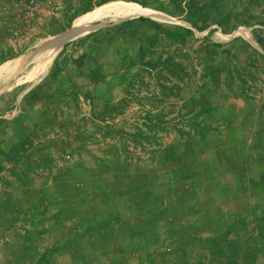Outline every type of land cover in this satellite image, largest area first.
<instances>
[{
  "label": "rangeland",
  "instance_id": "374dc122",
  "mask_svg": "<svg viewBox=\"0 0 264 264\" xmlns=\"http://www.w3.org/2000/svg\"><path fill=\"white\" fill-rule=\"evenodd\" d=\"M137 1H145L148 3V6H144L135 0H111L102 5L95 6L88 12L77 15L73 19L72 24L78 17H82L87 13L98 11L100 8H105L118 2L136 3L143 7L156 10L164 14L163 18H158V20H162V23L169 26H186L187 24H191L184 19L183 13L177 10L173 0ZM80 8L81 4L79 0H0V65L2 63L6 65V63L9 62V65L0 71V114L15 117L17 112L15 110L12 113V109L15 107V103L19 102V105L28 109L27 113L23 114L24 116L20 118L21 120L19 122L24 118L28 125L30 121H41V123L50 126L56 125V123H53L51 117L55 110L54 107H50L49 104L45 102L48 104V108H51V112L45 111V113H41V117H39L38 112L35 113L32 108L35 103V95H30L31 93L29 91L33 88L37 89L42 80L35 82L34 79L38 80L39 77L38 75H33L36 74L32 73L35 68L33 65L35 62L39 61L41 55L46 51L45 47L53 39V32L67 27L70 23V18H72L71 15ZM123 19L129 18H124L116 13H108L104 18L94 20L92 22L94 27L91 28V30L79 34L68 41L78 39L106 24L118 22ZM212 19L213 23L208 30L205 29L200 31L198 28L194 27L195 34L191 36V41L187 39L186 44H178L176 46H173L171 42L167 41L166 44L162 45L159 51H162L165 57L173 55L175 59L182 63H184L183 61L185 60L186 63L184 66L188 69L190 76H200V79L205 81V83L210 82L209 78L204 76V70L209 65L204 55L206 52H211V55L217 60L224 59L234 52L239 55L234 62L238 64L243 63L245 67H242L243 75L240 79L236 77V79L231 80L230 85H232L231 88L233 90H229L226 85L211 89L214 92L216 102H228L229 105L227 107L232 110H237V115H240L237 120L235 118L231 127L232 130L228 133L227 138H229V142L231 143L228 144V146H223L225 141L222 142L223 138L218 136L220 133L216 129L211 132V128L205 129L204 131L200 130L199 134L201 137L204 136L206 138V142L203 140V143L205 147L207 146V150L203 152L202 157H197L195 163L192 162L193 164H189L185 156L178 154V162L170 165V169L178 172L177 177L179 179L177 180L180 181L177 182L175 179H172V181L175 180L176 182L171 183L170 181L167 186L156 179L150 184L151 186L149 189L151 192L150 196L148 195L149 201L152 203L151 209L154 212L158 209L157 205L160 206L172 200H174L175 203V201H183L184 198L188 199L189 206H186L185 213L182 212L178 215L186 217L182 220L189 218L191 221L190 225L192 226L191 229L195 230L190 231L188 228L187 230H178V233H182L178 236V239L180 237L189 241L193 239L191 241L194 242L190 245L192 250L188 251V259L190 263L194 264L196 257H200L202 253H208L202 251L201 243L198 241V239H201L202 233L203 235H209L213 233L215 229L216 232L217 230L232 227V237L237 238L240 242L245 244L248 239L257 235L259 231L258 223L262 222L261 215L264 209V183L261 184L259 182L261 174L264 172V58L257 57L255 55L256 53H252L253 49L251 48L254 46L264 52L262 47L254 40L253 35L255 29L264 28V0H219L216 6V12L212 14ZM219 19L223 21L228 19V21L224 23V26H221L217 22ZM246 19H248V22L244 24ZM68 28L71 27H67L63 33H65ZM212 28H214V30L210 32ZM260 33L263 35L262 32ZM203 37L207 38L208 42H203ZM203 43L207 44L204 45ZM214 43H222L223 46H215ZM200 44L201 46H199ZM185 46H187L186 50H184ZM24 53L25 55H22ZM22 65L24 66L23 69L20 68L23 67ZM196 66L202 67L201 71L199 70L200 68ZM30 69L32 70L30 71ZM239 86L240 89L243 86L242 91H244L245 95L239 94ZM26 96L28 99H26ZM45 97L46 96L41 95L40 99L45 101L47 100ZM179 99L181 100V98ZM174 105H176V103L173 104V107H175ZM193 113L194 110L190 111L186 103H184L183 112L180 111L178 114L183 118L175 123L186 124V121L192 118ZM84 117L86 116L84 115ZM76 121L77 123L75 122V126L79 129L82 128L81 126H86L87 124V122H84L82 119H76ZM191 124L195 123L193 122ZM179 128L184 127L182 125ZM51 132L52 131L49 129L48 133ZM195 132L197 133L198 130ZM50 142L51 143H48L54 149L60 145V143L56 144L53 143V141ZM200 145L201 143L198 139H193L186 146V150L193 152L197 150ZM183 163H186L185 168L187 170H183ZM224 164L234 165V170L231 172L230 165L227 168L226 166L223 167ZM28 165L30 166L31 163H28ZM33 167L34 163L32 168ZM19 169L20 168H16L14 172H19ZM192 169H195V171L199 173L201 172L205 176V180L203 179L204 183L190 181L188 185V182L184 181L190 179L192 174L196 173L192 172ZM212 172L214 174V179L216 178V182H210L209 178L206 180V177H210L209 174ZM95 174L94 170H89V173H83L82 177L88 183L87 187L89 189L95 187L99 189L102 194L99 192L96 197V194L94 195V193L89 192L90 195L93 194V196L81 199V201L85 200L83 202L79 201L78 207H81V209L78 212L76 207L74 213V210L71 211V208L67 206L68 209L63 216L66 220L65 223H67V227L71 228L73 222L78 219L83 224L86 216L84 211L87 210L88 207L92 209L97 208L98 212H100V209L103 213L102 210H104V206H110L108 209L110 217L117 215L116 211L120 210L124 205L122 198L114 196L109 190V187L104 186V183L94 182L92 180L91 176ZM46 176L49 178L50 175L43 173V176L40 178L36 177V175L31 176L32 179L29 181L31 192L38 193L39 189L41 190L46 185L48 189L55 188V186L52 187L47 184L48 179ZM219 176L222 180H225V183H223L227 185L228 188H225L224 185L221 186L222 183L218 181ZM233 177H237V181ZM13 181L14 183L11 185L9 184L12 188L11 190H9L8 187L5 188V185L0 181V227H3V236H0V238H10V234H12V237L14 236L16 241L9 243L10 241L5 240L7 242L0 244V256L2 257V259L0 258V264H32L33 260L38 257V253H40L38 250V245L40 243L36 241L34 245L35 241L33 242V240L40 237L36 234V230H32L34 232L31 233V235L35 233V235H37L36 237L31 240L26 239V242H30L28 247H32L33 249L26 259L18 261L19 255H17V260L14 257L11 260V257L13 254L21 252L23 248L22 243H24L20 240V236L21 238L23 237L22 230L26 229L25 227L29 221L33 225L37 222L33 220L35 215L30 214L31 217H28L22 212H17L13 216L8 213H6L7 215H3L1 213L4 210L7 212V209L1 206V201L4 195L11 194L15 196L14 202H11L13 208L20 207V209L30 210L33 209V203L28 204L27 201H36L35 196L37 194L34 196V194L24 192L25 188L23 187L25 186H23L20 178L16 177ZM207 186L209 190H211L210 194H207L208 192H206L205 189L203 191V187ZM219 187L223 190H219ZM59 188L57 187L56 190H54L57 191ZM3 192L5 194H3ZM53 192L51 195H55ZM22 198H24L25 202ZM142 198H145V196ZM131 200L130 203L132 202ZM47 201L52 207L56 204V201L59 203L61 200L56 196V198H48ZM132 204L134 205L133 207L131 206L132 209L136 207L139 208V205H141V203L134 202H132ZM34 205H36V202H34ZM141 207L144 206L141 205ZM192 207H197L199 214L193 213ZM170 211H172V209ZM170 211L167 212L172 213ZM208 213L210 214L207 215ZM165 216L166 215H161L157 217L159 228L156 232H152L153 236L150 239V247L143 240H140L136 246H133V244H130L125 239H120L123 235L121 236V233H117L116 237L106 243V245L100 243V239H98V246H96V243H89V241L80 245L79 251L76 252L78 255L76 260L73 256L72 258L69 255L66 257L60 256V254H58V248L55 246L57 248L55 252L57 256L53 255L55 253L52 254L56 261L54 263L82 264V262L89 258L90 260L87 264H146L148 261L147 257L149 258V253L152 252L155 254V256L152 257V259L155 260H152L153 264H175L179 259L180 253L178 250L181 246H177L176 250L172 252V259H169V255L167 257V253L164 252L165 249L162 247L163 243L159 240L161 237L165 239L167 233L173 232V230L165 225ZM198 216L203 221L204 219L206 221L210 220L209 225L204 221L200 225V228L196 229L197 226H199V222L198 219L195 218ZM209 216L210 219H208ZM45 219L52 220V215H49L47 218L45 217ZM33 221L35 222L32 223ZM10 225L13 226V228L15 227L16 232L11 230L13 228H10ZM165 226L169 230L166 229ZM54 228H57V226L54 225ZM17 232H21V234ZM47 235L49 238H52L54 231H51ZM40 238L42 239V243L46 240L47 242L50 241L49 243L52 242V240L48 238ZM6 243L10 245H6ZM112 244L115 245L113 248L114 250L126 251L128 257H126L125 254H120L121 256L115 257L116 255H114L113 251H108V248L111 247ZM42 246L43 244L40 247ZM13 248L15 249L14 252H12ZM112 252L113 256L111 257ZM6 256H8V259L3 262ZM180 257H182V254ZM221 260L224 261V259Z\"/></svg>",
  "mask_w": 264,
  "mask_h": 264
},
{
  "label": "crops",
  "instance_id": "0c3cea01",
  "mask_svg": "<svg viewBox=\"0 0 264 264\" xmlns=\"http://www.w3.org/2000/svg\"><path fill=\"white\" fill-rule=\"evenodd\" d=\"M112 26L113 25L111 24L109 28L106 27L96 33L94 35V40L93 37L90 36L80 39L76 43L68 46L66 51L59 56L57 65L53 68L51 67L52 65H50L43 75H41V73L33 74L34 76L38 75V77H40L38 80L34 79L35 82L40 81L46 74H49L47 83H44L45 85L43 88L40 86L39 90L40 92L42 91L41 95L46 96L43 89H46L47 87L50 90L52 89L49 94L50 97L52 96V99H50L49 96V98L47 96L45 97L50 99L49 101H42L39 99L33 104L32 108L34 112H38L39 117H41V113L43 114L45 111L47 112L51 110L48 106H44V104L49 103V106L52 108L54 107L55 109L51 117L53 123H56V125L50 126L41 123V121H30V124L28 125L25 119L22 118V121L19 122V127L23 130L24 135L28 136L33 134V136L30 138V142L26 144L23 156L18 162L6 161L2 151H8L12 144L18 141L20 138L19 132H16L13 126H8L5 130H0V163L4 165L3 170L0 172V181L5 185V188L8 187V189L11 190L12 188L10 185L14 183L13 180L17 177L16 173L21 174L22 172L28 173V176L30 177L29 181L32 179L31 176L36 175V177L40 178L43 176V173L49 174V178L46 176L48 179L47 184L52 187L55 186V188L48 189L46 185L41 190L39 189L38 193H33L28 184L23 187L25 188L24 192H29L34 194V196L37 194L35 196L36 201H27L28 204L33 203V209L25 210L20 209V207H14L7 210V212L4 210L5 212L3 211L1 213L3 215H7L6 213H8L13 216L17 212H22L28 217L35 215L33 220L37 221L34 225L29 221L25 227L26 229L22 230L23 237L21 238L20 236V240L24 242L22 243L23 248L21 249V252L13 254L11 260L13 257L17 260V255H19L18 261L25 260L30 254V251L33 250L32 247H28L30 242H26V239L31 240L37 235L43 238H48L52 240V242L49 243L50 241L47 242L46 240L42 243L40 237L33 240V242L35 241L34 245L36 244V241L40 243L38 245L40 253H38V257L33 260L32 264H36L38 261L42 264H56L54 263L56 262L55 257H53V255L57 256L55 253V246L59 248L58 254H60V256L66 257L69 255L71 258L73 256L76 260L78 257L76 252L79 251L80 245L89 241V243L93 242L98 246V239L101 240L100 243L106 245V243L116 237L117 233H121V236L123 235L120 239H125L130 244H133V246H136L140 240L145 241L146 244L149 245L153 233H148L147 236H145L137 234V231L142 229L145 219L154 211L151 209L152 206L144 207L145 210L138 207L131 208V206H134L132 202L130 203L131 198L135 197L138 199L139 196V190L134 191V187L142 185L143 183H148L149 181H155L156 179H158L159 182H163L164 185H167L170 181L171 183L180 181L177 180L179 179L177 177L178 172L170 169V165L178 162L177 155L181 154L182 156H185L188 163L193 164L196 162L197 157H202L203 152L207 150V146L205 147V144L203 143V140L206 142V138L200 136L199 129L201 127H199L198 124L202 127H208V129L211 128L210 132L215 131V129L218 130L220 133L218 136L223 138L222 142L225 141L223 146H228V144L231 143L227 137L228 133L232 130V124L230 125L223 118L216 117V114L209 115L202 113L201 105L196 103V100L200 97L203 91L202 89L206 84L205 81L200 79V76L178 78L176 75L164 73L165 77L162 78V80H159L157 76H154L153 72L149 73L142 70L141 64H133L129 61H125V57L128 54L137 59L135 54L139 48V44L143 41V37L146 38L150 33H155V29H152L146 34H144L143 31H139L136 36L134 35L133 37H130L129 35L124 34L118 27L114 28V26ZM186 26L192 25L187 24ZM210 27L206 30L210 29ZM69 29L70 28H68V30ZM62 33L63 31L54 34L53 38ZM167 41V39L163 38L161 40L162 43L156 47V49L159 50ZM188 41H191V36L188 37ZM202 41L208 42L205 37L202 38ZM203 44L206 45L207 43ZM172 45L176 46L178 44L173 43ZM199 46H201V44ZM186 47L187 46H185L184 50L187 49ZM60 50L56 53L52 62H54V59ZM82 54H86V59L79 69L75 67L74 63H70L69 60L71 58H77ZM162 54L163 57H165L163 52ZM22 55H25V53ZM183 62L184 63L182 64L185 65L186 61L184 60ZM8 63H6V65L2 63L0 65V71L1 69H5L9 65ZM37 63L38 62H35L33 66L35 67ZM96 67H101L104 76L92 80L90 78V71L94 70ZM196 67L198 68L199 66ZM20 68L23 69L24 66ZM201 68L199 69L200 71ZM31 70L32 69H30V71ZM67 77L71 81V90L67 94H59L57 90L58 82L59 80L64 81ZM136 83L145 85L142 89H147V93L151 91V94H153V96L147 94L144 98L137 97L139 100L150 105L146 107L147 110H149L150 116L147 121L148 133L138 130H136V133H127L129 125L126 120L115 122L114 118L111 122H104L105 119L109 117L113 118V116L118 115L125 107H127L132 100L130 98L132 87ZM172 88L176 89L175 94L169 92L170 89L174 91ZM74 91L76 94H73ZM209 92L211 94L212 105H229L228 102H216L214 92L212 90H209ZM179 98H181V100ZM26 99H28L27 96ZM84 102L89 103L91 106V115L88 117H84L83 114ZM174 103H176V105H174L175 107H173ZM184 103H186L190 111L194 110L192 118L186 121L191 129L189 128L190 130H188V127L169 129L168 126L164 124L162 118L165 116L172 118L175 114L178 115L180 111L183 112ZM23 108L25 107L19 105V102L15 103L12 113L16 110L17 115L15 117H9L6 114H0V118L8 117V120L20 121V118L24 116L23 114H26L28 111L27 108ZM129 113L130 112H126L125 115H128ZM239 116L240 115H237L236 118H239ZM76 119H82L84 122H87L86 126H81L82 128L80 129L77 128L75 126L77 123ZM193 122L195 123L194 125L191 124ZM12 124L14 123L12 122ZM195 125H198L199 127L197 133L195 132L197 130ZM49 129L52 131L51 133H48ZM158 134H160L159 138ZM129 138L137 141V143L144 142V145L146 146H144L143 150H145L141 152V154L144 155L143 158L138 155L136 158L130 155L131 153L128 151L129 147L127 146V143H129L130 140ZM193 139H198L201 145L197 150L190 152L189 150H186V146ZM50 141H53V143L56 144L60 143V145L54 149L50 146ZM46 154H49L51 157V168L42 165ZM32 160L34 161V167L30 168L28 163H32ZM229 165L232 172L234 170V165L224 164L223 167L226 166L228 168ZM182 166L183 170H187L185 168L186 163H183ZM16 168H20L19 172H14ZM89 170H94L96 173L94 176H91L92 180L94 182L97 181L104 183L105 185H103L109 187V190L114 196L122 198L124 205L120 210L116 211L117 215L110 217L108 214L110 206H104V210H102L103 213L100 209V212H98L97 208L92 209L88 207V209L84 211L86 216L83 224L78 219L74 221L71 228H69L63 217L68 207L71 208V211L74 210V213L76 207L78 212L81 209V207H78L79 199L92 197L93 194L90 195V193H94V195L96 194V197L99 192L101 193V191L95 187H91L90 189L87 187L88 183L82 177V174L85 172L89 173ZM192 172L196 173H193L190 179L184 180L188 182V185L190 181L204 183L203 179L205 176L201 172L199 173L195 171V169H192ZM61 174H65V176L62 177ZM209 176L210 177H206V180L209 178L210 182L216 181L213 172L210 173ZM233 178L237 181V177ZM172 179H175L176 181H172ZM218 181L222 183L221 186L224 185L225 188H228L227 185L224 184L225 180H222L220 176L218 177ZM57 187H60V190L58 189L55 191ZM204 189L206 192L211 191L208 186L203 187V191ZM9 192L12 193L11 191ZM52 192L55 195H51ZM3 194L5 193L3 192ZM56 196L59 197V200L61 201L59 203L56 201V204L51 207L47 199L50 197L56 198ZM14 198V195L6 194L3 196L1 202L4 204H6V202L11 203ZM67 199H75L76 201L74 204L72 203V206H69L72 201L67 202ZM34 202H36V205H34ZM1 206L3 205L1 204ZM186 206H189V202L188 199L185 198L183 201L179 200L174 203V200H172L169 201V203H163V205L160 206L157 205L158 210H163L165 212H167L169 207L172 209V213H169L168 215V228L173 230V232L169 234L167 233L165 239L162 237L159 239L160 242L164 244V246L162 244V247H164V252L167 253V257L169 255V259H172V252L176 250L177 246H181L178 250L179 253L181 249L185 248L187 251L192 250L190 245L193 244L194 241H191L193 239L190 241L185 240L182 237L178 239V236L182 234L181 232L178 233V230H187V228L190 231L195 230L191 229L192 226L190 225L191 221L189 218L182 220L186 217L178 215L182 212L185 213ZM197 210V207H192L193 213L199 214ZM96 214H98V216H100V214L103 215L109 222L108 226L105 228L99 226L96 222ZM209 214L210 213L207 215ZM49 215H52V220L45 219V217L47 218ZM195 219H198L199 222V226H197L196 229L200 228L202 222L205 221L208 225L210 222V220H201L199 216ZM208 219H210V216ZM34 222L35 221L32 223ZM54 225H56L57 228H54ZM10 228H13V226ZM13 229L11 230L16 232L15 227ZM32 230H36L37 235H35V233L34 235H31V233L34 232ZM51 231H54V235L52 238H49L47 234ZM17 233L21 234V232ZM0 236H3V227H0ZM5 240L10 241L9 243L16 242L15 237H12V234H10V238L1 237L0 244L7 242ZM198 241L200 242V239H198ZM9 243H6V245ZM42 244L43 246L40 247ZM65 245L75 247L74 252L65 250L63 248ZM114 246L115 245L112 244V246L108 248V251H113L114 255H116L115 257L121 256L120 254H125V256L128 257L126 251L114 250ZM52 248L54 249L52 250ZM14 250L15 249L13 248L12 252H14ZM113 252L111 253V257L113 256ZM153 256H155V254L151 252L147 259L152 261L154 260L152 259ZM0 258L2 259L1 256ZM7 259L8 256L3 259V262L7 261ZM199 259L200 257H196L194 262L197 263ZM89 260L90 259L88 258L82 262V264L89 263ZM148 262L149 261H147L146 264H148Z\"/></svg>",
  "mask_w": 264,
  "mask_h": 264
},
{
  "label": "trees",
  "instance_id": "16d2710c",
  "mask_svg": "<svg viewBox=\"0 0 264 264\" xmlns=\"http://www.w3.org/2000/svg\"><path fill=\"white\" fill-rule=\"evenodd\" d=\"M81 4V8L74 12L70 18V23L67 27H70L73 19L81 14L88 12L92 10L97 5H102L104 3H107L111 0H79ZM140 4L144 6H148V3L145 1H137ZM219 0H173V3L175 4V7L178 11H181L184 15V19L191 23L192 26H169L164 23H162L159 20H156L154 18H151L149 16H137L134 18H129L123 21H120L118 23L112 24L114 28L118 27L120 30L123 31L124 34L129 35L130 37L136 36L137 32L143 31L144 34L149 33L152 29H155V33H150L148 37L144 38L143 41L139 44V48L134 56H130L129 54L125 57V61H129L133 64H141L142 70H145L147 72H153L154 76L162 80V78L165 77L164 73H170L171 75H176L178 78H189L190 73L188 69L185 68V66L182 64V62L178 61L174 58L173 55H168L166 57H163V54L161 51L157 50L156 47H158L162 42L161 40L163 38L167 39L168 42L176 43V44H186L188 37L193 36L195 34L194 27L198 28L200 31L205 30L208 27L212 25V14L216 12V6L218 4ZM248 19L244 21V24H247ZM226 20H218L217 22L224 26V23L227 22ZM112 26V27H113ZM67 27L62 28L59 31H54L53 34L59 33L61 31H64ZM109 28L110 26H106ZM106 27L99 28L98 30H95L89 34H86L78 39L68 41L64 44L56 58L54 59L52 68L57 65V61L59 59V56L66 51L68 46L71 44L76 43L80 39H84L86 37H93L94 35L98 33L100 30L105 29ZM118 29V30H119ZM214 30L212 28L210 32ZM209 32V33H210ZM263 35H261V33ZM133 33V34H132ZM254 34V40L262 47L264 50V28L255 29L253 32ZM215 46H223L222 43H214ZM253 49L252 53H256L255 55L257 57L264 58V52L259 50L257 47L252 46ZM205 49V48H204ZM161 53V54H160ZM239 53V52H238ZM158 54V55H157ZM211 52H206L204 55L205 58L208 61V67L205 68V77L209 78L208 83L204 85V88L202 89V93L200 98L196 101L199 105H201V112L204 114H216V117L223 118L226 120L230 125L233 124L235 118L237 117V110H232L228 108L227 106L223 105H212L211 103V97L209 89L212 88H219L222 85H226L229 90H233L230 85L231 80L236 79L238 77L239 79L243 75L242 67H245L242 64H238L234 62L236 58L239 57L238 54L231 53L228 57L224 59L217 60L212 55ZM258 54V55H257ZM250 56V55H249ZM14 58V57H12ZM86 54H82L77 58H71L69 61L70 63H74L75 67L79 68L82 66L83 62H85ZM6 60V59H5ZM241 63V62H240ZM131 65V64H130ZM51 68V69H52ZM49 74H47L39 83V85L43 88L44 83H47ZM104 76V73L101 70V67H96L94 70L90 71V78L92 80L98 79L100 77ZM70 79L67 77L65 80L58 82L57 90L60 94H67L71 90V83ZM39 86V87H40ZM39 87L31 89L29 92L30 95H35V102H37L40 99L41 93L39 90ZM243 87V86H242ZM239 86V94L245 95L243 88ZM174 91L170 89L169 92H172V94H175V89L172 88ZM52 90V89H51ZM51 90L47 87L46 89H43L45 95L48 97L51 93ZM54 94V93H53ZM73 94H76L75 91ZM43 96V95H42ZM50 97V96H49ZM48 97V98H49ZM49 101L52 99V96ZM34 103V99H33ZM49 104V103H48ZM48 104H44V106H48ZM196 120V119H195ZM237 120V118H236ZM12 122L14 124H12ZM19 120L11 121L6 118H0V130H5L8 126H13L15 128L16 132H19V139L17 142L13 143L12 146L8 149V151H2V153L5 156L6 161L8 162H18L21 157L23 156V152L25 151L26 144L30 142V138L33 136V134L30 135H24L23 130L19 127L20 123H18ZM239 124V123H238ZM194 125V124H192ZM201 127L199 129V127ZM195 125L196 129L204 131L205 129H208V127L201 126L200 124ZM193 126V127H195ZM44 163L42 164L45 167L51 168L52 160L49 154H46L44 157ZM34 161L32 160V163L30 165V168L33 166ZM4 165L0 163V172L3 170ZM28 168V169H30ZM69 174V173H67ZM62 177L65 176V174H61ZM17 177L20 178L23 186H27L29 184V176L27 172H22L21 174H17ZM216 182V181H215ZM261 184L264 183V172L261 174V178L259 181ZM152 181H149L148 183H143L142 185L135 186L134 191L139 190V196L138 199L135 197H132L131 201L134 203H141L142 206H151V201H149L150 196V184ZM258 183V182H256ZM221 188L219 187V190ZM211 192L208 191L207 194H210ZM145 196V198H142ZM209 196V195H208ZM24 200V198H22ZM13 201V200H12ZM72 201V202H70ZM76 200L75 199H67V202H70V205L72 206V203L74 204ZM78 201H81L79 199ZM85 200H82L83 202ZM14 202V201H13ZM3 207H5L7 210H10L13 208V205L11 203L6 202V204L2 203ZM139 205L140 209H145L144 207H141ZM171 208L169 207L167 211H170ZM172 212V211H170ZM99 214V213H98ZM96 214V222L99 226H103L104 228L108 226L109 222L103 215L100 214L98 216ZM166 215L165 216V225L168 227V215L169 212H165L163 210H156V212H151V215H149L142 225V229L140 231H137V234L139 235H145L147 236L148 233L156 232L159 228L158 226V216ZM261 221L258 223L259 231L255 237H252L251 239H248L245 244L240 242L237 238L232 237V227H227V229L222 230H215L213 233L209 235H203L201 234V247L202 251L208 252V253H202L200 256V259L195 264H264V209L262 210L261 215ZM165 226V227H166ZM166 227V229H167ZM58 248V247H57ZM56 248V249H57ZM65 250H70L71 252H74L75 247H71L70 245L63 246ZM54 248H52L53 250ZM55 249V250H56ZM59 249V248H58ZM51 250V251H52ZM180 253L182 254V257L179 256L178 261L175 264H194L190 263L188 259V251L187 249H181ZM180 254V255H181ZM221 259H224L222 261ZM148 264H152L151 260H148ZM36 264H42L40 261Z\"/></svg>",
  "mask_w": 264,
  "mask_h": 264
},
{
  "label": "bare ground",
  "instance_id": "6f19581e",
  "mask_svg": "<svg viewBox=\"0 0 264 264\" xmlns=\"http://www.w3.org/2000/svg\"><path fill=\"white\" fill-rule=\"evenodd\" d=\"M108 13H116L124 18L148 15L157 19H162L164 16V14L156 10L131 2H118L111 6L100 8L98 11L87 13L82 17H78L69 30L51 40V42L45 47L46 52L41 56L32 73H41V75H43L50 67L56 53L60 50L63 44H65L64 42L75 38L79 34L88 32L94 27L92 23L94 20L104 18Z\"/></svg>",
  "mask_w": 264,
  "mask_h": 264
},
{
  "label": "built area",
  "instance_id": "2783aa9c",
  "mask_svg": "<svg viewBox=\"0 0 264 264\" xmlns=\"http://www.w3.org/2000/svg\"><path fill=\"white\" fill-rule=\"evenodd\" d=\"M145 87V85L141 84V83H136L134 84V86L132 87L131 90V94H130V98L132 99L130 101V103L127 105V107L124 108V110L121 111V113H119L116 116H113V118H107L105 119L104 122L109 121L111 122L114 118H115V122H119V121H125L129 123V128L127 130V133H132V132H137L138 131H143L145 133H148V127H147V121L149 120V110H147V106H150L148 103L139 100L138 98H144L147 94H149L150 96H153V94H151V91L149 93H147V89L143 90L142 88ZM176 93V92H175ZM138 97V98H137ZM91 106L89 103L84 102V111L83 114L85 116H90L91 112H90ZM130 112L128 115H125L126 112ZM125 112V113H124ZM183 117H181L180 115L175 114L172 119L168 116H165L164 118H162L163 122L165 125L168 126L169 129L173 128H179L183 125L184 128H187L188 130L191 129V127H189L188 123L186 122V124H177L175 122L179 121L180 119H182ZM161 120V121H162ZM190 128V129H189ZM160 137V134H158V138ZM130 139V138H129ZM128 151L131 153L130 155L133 157H137L140 156L141 158L144 157L143 154H141V152H143V148L144 146V142H139L137 143V141L135 140H129V143H127ZM128 154V153H127Z\"/></svg>",
  "mask_w": 264,
  "mask_h": 264
},
{
  "label": "water",
  "instance_id": "95a60500",
  "mask_svg": "<svg viewBox=\"0 0 264 264\" xmlns=\"http://www.w3.org/2000/svg\"><path fill=\"white\" fill-rule=\"evenodd\" d=\"M143 16H147V15H143ZM149 17H151V16H149ZM151 18H154V17H151ZM154 19H156V18H154ZM123 20H126V19H123ZM123 20H121V21H123ZM156 20H158V19H156ZM118 22H120V21H118ZM118 22H111V23L106 24V25H104V26H102V27H105V26L110 25V24H113V23H118ZM72 26H73V24H71L70 27H72ZM102 27H100V28H102ZM96 30H97V29H96ZM64 31H65V30H64Z\"/></svg>",
  "mask_w": 264,
  "mask_h": 264
}]
</instances>
